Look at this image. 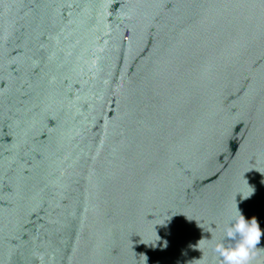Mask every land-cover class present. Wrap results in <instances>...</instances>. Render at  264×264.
Instances as JSON below:
<instances>
[{
  "label": "water",
  "instance_id": "1",
  "mask_svg": "<svg viewBox=\"0 0 264 264\" xmlns=\"http://www.w3.org/2000/svg\"><path fill=\"white\" fill-rule=\"evenodd\" d=\"M237 207L264 229V0H0V264H221Z\"/></svg>",
  "mask_w": 264,
  "mask_h": 264
},
{
  "label": "clouds",
  "instance_id": "2",
  "mask_svg": "<svg viewBox=\"0 0 264 264\" xmlns=\"http://www.w3.org/2000/svg\"><path fill=\"white\" fill-rule=\"evenodd\" d=\"M262 236L264 229L257 219L246 218L237 207L224 228L223 239L212 246V251L221 264H251Z\"/></svg>",
  "mask_w": 264,
  "mask_h": 264
}]
</instances>
